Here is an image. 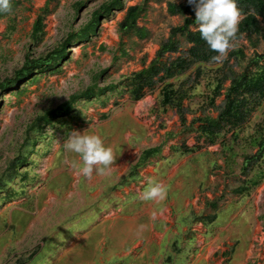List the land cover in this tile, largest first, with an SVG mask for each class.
I'll return each mask as SVG.
<instances>
[{
  "label": "rangeland",
  "instance_id": "rangeland-1",
  "mask_svg": "<svg viewBox=\"0 0 264 264\" xmlns=\"http://www.w3.org/2000/svg\"><path fill=\"white\" fill-rule=\"evenodd\" d=\"M109 1L59 0L49 7L42 40L34 41L33 28L47 0H24L14 33L7 34L9 20L0 21V83L14 79L28 54L37 60L59 48ZM123 1L125 9L142 3ZM169 1L180 0L150 3L139 22L150 37L125 38L127 56L121 52L118 33L127 10L114 11L107 19L101 17L92 43L69 45V61L62 63L60 73L45 74L39 84L26 85L28 91L21 96L0 92V178L9 182L7 189L18 193L9 200L4 196L7 189H0V264H264V180L243 196L235 193L246 180L245 156L257 151L249 136L264 121V108L241 141L230 142L236 154L233 163L226 160L220 144L204 146L192 155L171 151L184 141L194 146L199 139L192 128L183 130L174 109L159 106L160 89L137 102L121 88L101 99L79 100L75 109L81 117L67 120L73 127L71 134L57 121L54 127L46 126L42 136L33 133L41 139L35 151L24 146L29 127L40 115L95 84L118 85L147 68L171 28L183 23L181 17L168 13ZM77 3L83 5L78 8ZM187 47L184 44V50ZM233 49L254 53L246 39L235 42ZM258 50L264 51V43ZM201 66L205 75L185 102L189 125L198 117L219 116L208 105L211 70L217 66ZM187 76L173 82L179 84ZM222 102L223 98L218 99L217 106ZM75 130L97 134L113 149L109 175L94 171L89 178L75 173L71 162L77 156L63 146ZM162 144V156L131 175L141 153ZM28 153V163L11 177L10 163ZM26 170L29 180L24 182ZM263 170L264 160L249 177ZM150 182L167 187L163 201L142 199ZM213 202L217 208L211 206ZM212 216L216 219L208 221Z\"/></svg>",
  "mask_w": 264,
  "mask_h": 264
},
{
  "label": "trees",
  "instance_id": "trees-1",
  "mask_svg": "<svg viewBox=\"0 0 264 264\" xmlns=\"http://www.w3.org/2000/svg\"><path fill=\"white\" fill-rule=\"evenodd\" d=\"M58 1L47 0V7L41 11L42 14L39 15L33 28L32 38L34 41L42 40L45 35L44 22L46 15L49 13V7L58 3ZM163 1L166 0H142V3L125 9L123 0H110L94 13L89 23L70 34L65 42L48 56L35 60L31 57V54H28L23 68L15 73L14 79L0 83V92L7 90L12 94L21 96L28 91L26 85L39 84L45 74L60 73L62 63L69 61L67 51L69 45L72 42L80 41L86 43V45L92 43V37L97 36L99 33L98 28L101 17L105 16V19H107L109 14L114 11L127 10L125 17L118 25L121 52L124 56H127L125 38L131 36H136L140 40L149 38V31L146 28L139 27V22L147 15L150 3H161ZM180 1H169L167 10L170 15L181 17L183 23L171 28L168 39L161 44L155 59L147 68L132 74L118 85L101 88L95 84L86 91L72 96L70 101L58 108L40 115L29 127L24 146H31V151H35V147L41 140L39 136L43 135L45 127H54L57 121L66 125L67 135L71 134L73 127L67 120L69 118L76 120L81 117L80 112L75 109V105L79 100L101 99L104 95L115 93L121 88L130 95L133 101L137 102L145 98L148 93L160 89L159 106L164 110H167V108L174 109L180 117L183 130L189 131L192 128L199 139L194 146H189L184 141L181 145L172 147L171 151L181 155H192L204 146L220 144L226 160L233 163L236 154L234 145L230 142H240L245 129L252 123L254 116L264 108V51L259 52L258 50L261 43H264V0H237V6L242 15L234 43L246 39L254 49V53L248 55L243 49H233L229 51L227 59L222 62L212 60V57L217 53L211 50L201 38L196 26L194 7L189 5L187 0ZM10 3V10L0 11V21L9 20L11 22L8 25L7 34L14 33L17 30L16 14L23 6L24 0H10ZM82 5L83 3H77L78 8ZM184 44L188 46L186 50L183 48ZM231 59L234 60V64H231ZM201 65L217 66L215 70H211V80L208 84L211 96L208 105L218 110L219 116L217 118L209 115L198 117L189 125L186 118L185 102L191 100L197 85L205 75V70ZM187 74L185 80L179 84L173 82V80ZM228 83L229 85H227ZM220 98H223V102L222 106L218 107L216 101ZM1 104L0 99V106ZM33 133L39 136L33 137ZM228 135H231V140L227 139ZM249 138L251 146L257 151L252 155L247 154L244 158L242 173L246 180L235 189V193L239 196L249 193L264 180V170L260 174L249 177V174L255 171L257 166L262 164L264 160V121L256 124L255 130ZM163 152V144L145 149L132 169L131 175H137V170L146 168L152 159L162 156ZM29 153L27 156L20 154L10 163L7 173L9 172L11 177L14 174L17 175L21 165L28 163ZM22 179H24V182L29 180L27 170ZM7 183L9 182H4L3 178H0L1 191L7 189ZM12 191L7 189L4 194L9 200L18 195L17 192ZM210 204L213 208H217V202ZM215 219V216L208 217L210 222ZM170 259L172 257H169ZM19 264L25 263L21 261Z\"/></svg>",
  "mask_w": 264,
  "mask_h": 264
},
{
  "label": "clouds",
  "instance_id": "clouds-1",
  "mask_svg": "<svg viewBox=\"0 0 264 264\" xmlns=\"http://www.w3.org/2000/svg\"><path fill=\"white\" fill-rule=\"evenodd\" d=\"M194 7L195 21L201 38L217 53L212 57L222 62L235 47L239 31L241 11L237 0H187ZM10 0H0V11L10 10ZM64 148L75 153L77 159L71 162L76 174L91 177L94 171L109 175L115 160L113 149L106 146L101 136L87 130H75L64 142ZM168 194L167 187L160 182H150L142 193L147 201H163Z\"/></svg>",
  "mask_w": 264,
  "mask_h": 264
},
{
  "label": "crops",
  "instance_id": "crops-1",
  "mask_svg": "<svg viewBox=\"0 0 264 264\" xmlns=\"http://www.w3.org/2000/svg\"><path fill=\"white\" fill-rule=\"evenodd\" d=\"M169 181V180H168ZM136 182H138L137 180L135 181V183ZM168 184H169V182H168ZM168 186V185H167ZM146 188V187H145ZM135 206H137V205H135ZM159 212V211H158ZM165 216H167L168 217V213H167V215L166 214H164ZM176 218V217H175Z\"/></svg>",
  "mask_w": 264,
  "mask_h": 264
}]
</instances>
